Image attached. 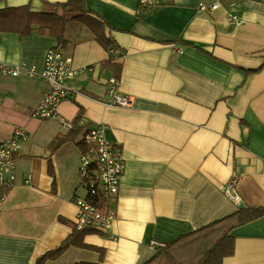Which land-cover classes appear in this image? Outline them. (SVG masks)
<instances>
[{"label": "crops", "instance_id": "1", "mask_svg": "<svg viewBox=\"0 0 264 264\" xmlns=\"http://www.w3.org/2000/svg\"><path fill=\"white\" fill-rule=\"evenodd\" d=\"M65 1L0 0V9L52 11ZM162 1L141 15L139 0H85L120 49L110 60L121 64L126 106L106 102L109 53L70 21L62 51L78 72L57 116H35L47 89L37 73L56 39L48 31L0 33V63L35 71L0 73V141L14 126L28 133L0 211V264H39L70 234L73 197L86 195L81 151L74 141L48 146L66 132L59 118L71 121L79 108L121 150L114 216L107 232L84 236L90 247L70 246L40 264L93 263L100 251L101 264H145L156 252L152 240L168 243L240 207L264 206V0ZM231 178L237 201L223 191ZM230 234L233 254L222 264H264V215Z\"/></svg>", "mask_w": 264, "mask_h": 264}, {"label": "trees", "instance_id": "2", "mask_svg": "<svg viewBox=\"0 0 264 264\" xmlns=\"http://www.w3.org/2000/svg\"><path fill=\"white\" fill-rule=\"evenodd\" d=\"M141 15H145L162 6V0H139ZM85 0H66L53 4L52 11L34 12L27 5L6 7L0 9V33L14 32L21 37L29 35L33 30L48 31L56 39V47L64 48L67 40L65 31L68 22L74 21L85 25L92 33L97 43L109 53L108 67L115 78H119L121 64L112 63V49L115 42L105 34V24L89 15ZM71 127L63 134L50 142L51 150L60 144L74 141L82 153L89 148L85 135L91 129L85 123L82 108L78 109L76 116L69 121ZM101 208H107L108 200L100 195L92 198ZM264 215V206L240 207L235 212L224 216L212 223L204 225L188 233L182 234L164 246L155 248L154 256L145 264H222V260L234 250V238L230 231L242 224L255 220ZM92 233L90 230L77 229L72 225L70 234L55 248L47 251L39 260V264L48 258L59 256L70 246L90 247L84 243V236ZM94 248V247H93ZM97 249V248H95ZM103 253L100 251L98 261L77 262L75 264H101Z\"/></svg>", "mask_w": 264, "mask_h": 264}, {"label": "built area", "instance_id": "3", "mask_svg": "<svg viewBox=\"0 0 264 264\" xmlns=\"http://www.w3.org/2000/svg\"><path fill=\"white\" fill-rule=\"evenodd\" d=\"M111 51L115 53L117 49L114 48ZM20 71L27 74L35 73L22 61L16 64L0 63V73L14 76ZM77 72V69L73 67L72 58L59 47L46 49L43 67L37 75L47 82V89L35 109V116L39 118L57 116L58 104L68 97L67 84ZM107 93L106 102L109 105L126 106L130 102L127 96L118 92V79L114 76L107 80ZM59 121L64 128L71 127L69 121L63 118H59ZM27 136L28 133L24 127L14 126L9 136L0 141V211L14 185L16 154ZM85 139L90 146L85 153L81 152L79 175L86 195L73 197L76 206L75 226L80 230L86 229L101 234L109 230L114 216L109 202L119 185L123 172V158L120 148L104 137L101 125H92ZM235 182V178L229 179L223 191L227 197L237 201L239 196L235 193ZM98 195L108 200L107 208H101L94 202L92 198ZM164 244L156 240L150 242L154 249Z\"/></svg>", "mask_w": 264, "mask_h": 264}, {"label": "rangeland", "instance_id": "4", "mask_svg": "<svg viewBox=\"0 0 264 264\" xmlns=\"http://www.w3.org/2000/svg\"><path fill=\"white\" fill-rule=\"evenodd\" d=\"M115 48L117 49V52H115V51H114V52H115L116 55H118L120 49H119L118 47H115ZM60 49H61V48H60ZM61 50H62V49H61ZM112 53H113V52H112ZM62 126H63V125H62ZM63 128H64V126H63ZM65 129H66V128H65ZM67 130H68V129H66V131H67Z\"/></svg>", "mask_w": 264, "mask_h": 264}]
</instances>
